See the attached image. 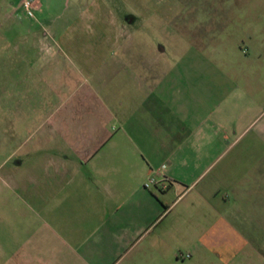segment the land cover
<instances>
[{
  "label": "crops",
  "instance_id": "obj_1",
  "mask_svg": "<svg viewBox=\"0 0 264 264\" xmlns=\"http://www.w3.org/2000/svg\"><path fill=\"white\" fill-rule=\"evenodd\" d=\"M256 1L257 24L213 26L183 51L165 43L139 55L133 41L115 40L86 55L87 44L50 41L44 55L38 42L14 39L19 25L4 30L2 108L38 115L34 128L65 152L28 171L30 186L6 173L8 192L32 212L0 239V264H264ZM224 34L231 44L206 46Z\"/></svg>",
  "mask_w": 264,
  "mask_h": 264
},
{
  "label": "rangeland",
  "instance_id": "obj_2",
  "mask_svg": "<svg viewBox=\"0 0 264 264\" xmlns=\"http://www.w3.org/2000/svg\"><path fill=\"white\" fill-rule=\"evenodd\" d=\"M24 1L0 0V56L1 44L8 41L5 31L13 25L25 32L14 39L38 42L44 55L51 53L47 44L50 41L74 46L87 44L84 53L92 55V47L115 40L133 41V50L146 55L147 46L156 53L165 43L186 50L188 42H200L198 36L207 38L209 34L204 31L213 26L241 28L258 23L256 0H234L233 5L220 0H29V10L23 8ZM245 11L251 13L243 18L232 17V12L241 15ZM195 22H201L202 33L192 32ZM207 40L201 42L206 44ZM222 41H208L206 46L222 47L231 44L233 37L224 34ZM238 43L243 46L241 40ZM65 52L72 55L73 51ZM2 107L0 64V239H7L17 235L20 220L32 210L19 208L17 193L8 192L6 173L10 171L16 182L25 181L30 186L27 172L39 170L50 155L65 150L63 146H54L48 134L41 136L34 128L38 115L35 118L33 113L7 114ZM8 243L9 249L17 247L14 241Z\"/></svg>",
  "mask_w": 264,
  "mask_h": 264
},
{
  "label": "built area",
  "instance_id": "obj_3",
  "mask_svg": "<svg viewBox=\"0 0 264 264\" xmlns=\"http://www.w3.org/2000/svg\"><path fill=\"white\" fill-rule=\"evenodd\" d=\"M30 7H31V3H30L29 0H26V1L23 2V8L25 10H29ZM154 184H155V180L154 179H150L147 183H145L144 186H145V188H149V187H151Z\"/></svg>",
  "mask_w": 264,
  "mask_h": 264
}]
</instances>
